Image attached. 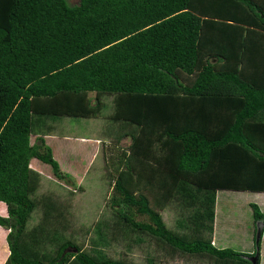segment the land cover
<instances>
[{
	"label": "trees",
	"instance_id": "trees-1",
	"mask_svg": "<svg viewBox=\"0 0 264 264\" xmlns=\"http://www.w3.org/2000/svg\"><path fill=\"white\" fill-rule=\"evenodd\" d=\"M102 95V133L128 143L107 162L111 228L97 222L83 248L49 196L26 228L38 180L27 164L36 158L73 184L42 136L57 117L95 116ZM218 189L264 191V0H0L4 264H138L105 250H130L142 234L210 264H258L255 203L252 252L211 244ZM167 206L177 209L172 228ZM218 216L215 243L227 234Z\"/></svg>",
	"mask_w": 264,
	"mask_h": 264
},
{
	"label": "rangeland",
	"instance_id": "rangeland-1",
	"mask_svg": "<svg viewBox=\"0 0 264 264\" xmlns=\"http://www.w3.org/2000/svg\"><path fill=\"white\" fill-rule=\"evenodd\" d=\"M66 1L68 4H75L78 0ZM87 95L90 99L93 98V92ZM99 100L104 103V107L93 117L60 116L53 121L54 128L51 126V129L53 128L57 136L55 138L52 136L54 139L52 137L47 139L51 142L48 146L60 169L68 173L69 178L72 177L73 184H67L65 179H57L52 174L50 165L35 159L39 173H41L37 177L39 179L37 189L32 194L37 202L26 222L27 227L40 222L43 206L41 198L49 196L61 210V220L67 225V235L72 237L78 245L81 244L83 248L87 247L89 237L92 235V227L97 222L108 223V227L111 228L113 220L106 203L111 193L112 171L107 166V162L113 161L114 154L128 143V140L124 138L117 144L118 146H112L110 137L102 133L106 123L105 118L111 110V96L102 95ZM34 136L30 135V142H33ZM78 137L90 140L87 145L93 146V152L86 147H78ZM104 150L107 155L110 153L108 157L111 159L107 158ZM263 193L235 190L216 191L215 214L218 211L220 219L224 217V220L232 221V224L221 225L227 229V234L222 232L224 236L219 237L216 247H229L242 252L253 251L254 241L251 235L255 234L256 223L253 222L249 203H255L264 215ZM176 213L177 209L171 206L160 211L162 219L169 228L173 227ZM135 219L145 220V216L138 215ZM218 222V224L221 223L219 220ZM61 224L64 225V223ZM61 224L60 227L63 226ZM140 237L141 242L133 244L130 250H126L122 243H114L105 251L113 258L118 257L138 264H147L149 258L153 259L154 264H210L206 259L171 251L155 243L146 235L142 234ZM131 242L132 240H129V243ZM258 255L260 264H264V230L260 235Z\"/></svg>",
	"mask_w": 264,
	"mask_h": 264
},
{
	"label": "crops",
	"instance_id": "crops-1",
	"mask_svg": "<svg viewBox=\"0 0 264 264\" xmlns=\"http://www.w3.org/2000/svg\"><path fill=\"white\" fill-rule=\"evenodd\" d=\"M53 127V126H52ZM54 128V127H53ZM53 128L51 129V131L50 132H48L47 134H44L42 137H43V139H44V142H45V144H49L50 145V143L51 142H48L47 141V139L49 138V137H52V136H54V138L57 136V135H55V133L53 132ZM50 133V134H49ZM104 135H106V134H104ZM53 137H52V139H54ZM87 140V141H86ZM95 140H97L96 138H95ZM78 143H77V145H78V147H86L87 149H89V151L91 150V152H93V146L91 147H89L87 144V142H89L90 140H88V139H85L84 137L82 138V137H78ZM108 141V140H107ZM92 142H93V140H92ZM109 142V141H108ZM84 143H86V145H84ZM50 148V147H49ZM51 150V149H50ZM88 151V152H89ZM51 154H52V152H51ZM35 159L36 158H30L29 160H28V164H27V166H28V168L31 170V171H33L35 174H36V176L37 177H39V175L41 174V173H39V167H38V163L35 161ZM57 162V161H56ZM44 163V162H43ZM85 166H86V164H85ZM60 168V167H59ZM105 172H107V170L105 169ZM37 184H39V179L37 180ZM37 188H35L34 189V191H33V193L35 192V190H36ZM218 190H232V189H218ZM217 191V190H216ZM216 191H215V195H214V203H215V197H216ZM235 191H245V190H235ZM254 192V191H253ZM255 192H264V191H255ZM32 193V194H33ZM264 194V193H263ZM31 196H33V195H31ZM34 210V209H33ZM32 210V211H33ZM31 211V212H32ZM31 214V213H30ZM0 216L1 217H4V216H6V207H5V204L2 202V201H0ZM30 216V215H29ZM215 216H216V214H215V209H213V220H212V233H211V239H210V242H211V244H213L214 246H216V243H215V241H214V237H215V230H216V222H215ZM220 217L221 216H218V218H219V221L221 222L220 224H218V226L219 227H221V225L223 224V225H225L226 223H229V224H232V221H227V220H224V217L222 218V219H220ZM29 218V217H28ZM28 220V219H27ZM264 225V224H263ZM217 226V227H218ZM26 228L27 229H30L31 227H27L26 226ZM263 230H264V226H263V229H262V232H263ZM262 232H261V235H262ZM6 233H7V230L5 229V228H3L2 226H0V264H4V262H5V260H6V258H7V255H8V248H7V244H6V240H5V237H6ZM253 236V241H254V234L253 235H251V237ZM242 252V251H241ZM247 253H250V252H247ZM182 254V253H181ZM185 255H187V254H185ZM187 256H195V257H198L197 255H187ZM198 258H202V257H198ZM203 259H205V258H203ZM206 261H208L207 259H206ZM209 263V262H208ZM258 264H260V259H259V263Z\"/></svg>",
	"mask_w": 264,
	"mask_h": 264
},
{
	"label": "water",
	"instance_id": "water-1",
	"mask_svg": "<svg viewBox=\"0 0 264 264\" xmlns=\"http://www.w3.org/2000/svg\"><path fill=\"white\" fill-rule=\"evenodd\" d=\"M259 238V229L256 228L255 235H254V241H257ZM71 251H75V249H70ZM248 259L250 260L251 264H255L256 255L249 256Z\"/></svg>",
	"mask_w": 264,
	"mask_h": 264
}]
</instances>
